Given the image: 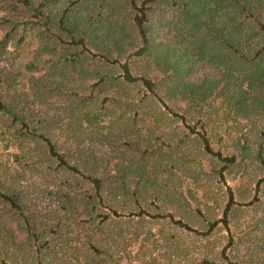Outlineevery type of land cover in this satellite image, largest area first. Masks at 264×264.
<instances>
[{"label": "trees", "instance_id": "trees-1", "mask_svg": "<svg viewBox=\"0 0 264 264\" xmlns=\"http://www.w3.org/2000/svg\"><path fill=\"white\" fill-rule=\"evenodd\" d=\"M0 264H264V0H0Z\"/></svg>", "mask_w": 264, "mask_h": 264}, {"label": "rangeland", "instance_id": "rangeland-1", "mask_svg": "<svg viewBox=\"0 0 264 264\" xmlns=\"http://www.w3.org/2000/svg\"><path fill=\"white\" fill-rule=\"evenodd\" d=\"M18 64H20V61L18 62Z\"/></svg>", "mask_w": 264, "mask_h": 264}]
</instances>
